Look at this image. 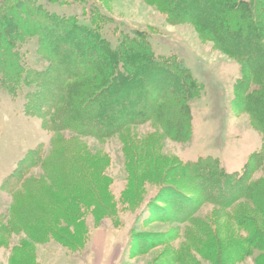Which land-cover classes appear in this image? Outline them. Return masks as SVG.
Instances as JSON below:
<instances>
[{
  "label": "rangeland",
  "instance_id": "374dc122",
  "mask_svg": "<svg viewBox=\"0 0 264 264\" xmlns=\"http://www.w3.org/2000/svg\"><path fill=\"white\" fill-rule=\"evenodd\" d=\"M38 1L87 25L97 16L96 5L113 47L124 33L146 34L153 54L176 59L200 94L190 105V139L175 142L154 121L108 139L54 133L42 117L27 112V89L14 96L0 87V264H256L261 253L248 242L254 232L264 233V215L252 202L203 204L188 222L165 216L176 205L173 190L193 197L192 186L175 177L178 167L211 157L226 173L242 174L261 150L262 132L241 103L242 64L192 23L171 22L147 0ZM28 62L40 70L48 65L33 47ZM38 151L46 161H63L66 177L60 180L32 160L22 169L30 186L13 194L5 182ZM253 181L264 186L263 168ZM213 196L221 198L219 192ZM23 223L42 234L33 240Z\"/></svg>",
  "mask_w": 264,
  "mask_h": 264
},
{
  "label": "trees",
  "instance_id": "16d2710c",
  "mask_svg": "<svg viewBox=\"0 0 264 264\" xmlns=\"http://www.w3.org/2000/svg\"><path fill=\"white\" fill-rule=\"evenodd\" d=\"M147 1L171 22L192 23L199 34L242 64L241 103L258 123L264 141V0ZM93 8L97 16L87 25L75 16L50 12L38 0H0V87L14 96L27 89V112L42 117L54 133L108 139L129 126L154 121L165 137L175 142L189 140L190 105L200 94L190 72L176 59L157 58L141 32L124 33L113 47L103 36L106 17L96 5ZM226 8L234 15H228ZM32 47L48 64L44 69L30 66ZM251 56L258 58V65L253 66ZM151 94L154 100L147 105ZM32 160L54 170L60 180L66 177L63 161H46L38 151L5 182L13 194L30 186L24 167L33 166ZM259 168L264 169V142L242 174L226 173L211 157L178 167L175 177L192 186L193 197L173 190L176 205L165 216L188 222L203 204L231 208L244 200L264 215V186L253 181ZM218 192L221 198L213 196ZM23 225L36 235L31 236L33 240L42 234L34 225ZM74 243L70 240L68 247ZM248 245L261 253L256 264H264V233L254 232Z\"/></svg>",
  "mask_w": 264,
  "mask_h": 264
}]
</instances>
